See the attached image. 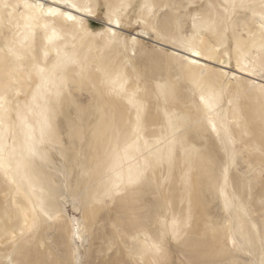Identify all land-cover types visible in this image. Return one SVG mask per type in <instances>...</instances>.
I'll return each instance as SVG.
<instances>
[{
	"label": "snow or ice",
	"instance_id": "snow-or-ice-1",
	"mask_svg": "<svg viewBox=\"0 0 264 264\" xmlns=\"http://www.w3.org/2000/svg\"><path fill=\"white\" fill-rule=\"evenodd\" d=\"M0 264H264V0H0Z\"/></svg>",
	"mask_w": 264,
	"mask_h": 264
},
{
	"label": "bare ground",
	"instance_id": "bare-ground-1",
	"mask_svg": "<svg viewBox=\"0 0 264 264\" xmlns=\"http://www.w3.org/2000/svg\"><path fill=\"white\" fill-rule=\"evenodd\" d=\"M207 2V0H205ZM234 66V65H233ZM91 99V97L88 96L87 92H81L79 89H75L73 91V94L70 97L65 98L63 102V107L58 110V114L54 117L53 125H54V133L56 136L57 143L60 145H63L64 136L63 133L66 132L65 135H67L68 145L66 146V150H69V154H71V149L75 147L76 149L79 148L80 139L78 135H76V129L79 127L81 122V116L77 115V111L75 108V104L79 103L81 101H84L85 103L87 100L85 99ZM99 98V97H98ZM85 121V125L87 126L88 117H83ZM95 125V121H93V126ZM102 135V130L100 132ZM37 135H39V130L37 126ZM90 138H91V132H90ZM59 156V154L55 151H50V162L53 166L51 171L46 170L45 176H54L55 173V165H54V157ZM165 174H167V169H165ZM159 175V173H157ZM175 181H179V172H177V178ZM202 197V196H201ZM199 198L197 202V206H195V210L197 212L198 217L199 216H207L211 217L213 219V213L212 208L210 207V199H202ZM181 200H176L174 204H172V211H175L177 214L181 211ZM186 208L187 206L184 205ZM69 209H71V205H69ZM87 258V257H86Z\"/></svg>",
	"mask_w": 264,
	"mask_h": 264
},
{
	"label": "rangeland",
	"instance_id": "rangeland-1",
	"mask_svg": "<svg viewBox=\"0 0 264 264\" xmlns=\"http://www.w3.org/2000/svg\"><path fill=\"white\" fill-rule=\"evenodd\" d=\"M66 132L63 133V146L66 149V146L68 145V140H67V135H65ZM54 165L56 168L58 167H62L63 166V161L60 160V156H56L54 157ZM62 179V178H61ZM180 196H181V186L179 181H174L171 184V197H170V203H171V209H172V204H174V202L176 200H180ZM202 196V197H201ZM200 197L202 199H210L211 203H210V207L212 208V213H213V219L214 220H220L224 217L225 213L222 211V199L220 198L219 194L215 191H210L207 187L204 189V191L201 193ZM153 200H155V197H152ZM157 203V207H156V211H159L163 214H169L170 211H172L168 206L165 205H161L159 201L156 202ZM69 205H71V202L69 201ZM198 205V204H197ZM196 205V206H197ZM109 213L105 212L104 213V218L107 219L108 218ZM111 215H115V212L113 211L111 213ZM54 239H61V237L59 236L58 233H53L52 237ZM61 242H63L61 240ZM180 258V254L176 253L173 256V259L178 260Z\"/></svg>",
	"mask_w": 264,
	"mask_h": 264
}]
</instances>
